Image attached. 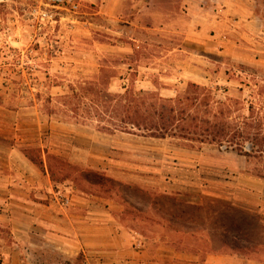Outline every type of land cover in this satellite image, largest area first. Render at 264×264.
Here are the masks:
<instances>
[{
    "label": "rangeland",
    "instance_id": "1",
    "mask_svg": "<svg viewBox=\"0 0 264 264\" xmlns=\"http://www.w3.org/2000/svg\"><path fill=\"white\" fill-rule=\"evenodd\" d=\"M82 2L77 15L50 11L43 16L29 0H0V143L16 144L37 159L43 148L53 151V145L57 154H66L71 141L56 130L57 124L109 143L113 162L98 171L105 181L94 190L109 193L103 196L116 205L124 204L121 195L126 197L121 218L140 217L143 222L129 226L173 231L175 237L162 243L189 256L173 263L264 264L261 161L247 160L225 146L122 136L104 130L115 120L91 112L107 95H122L126 89L166 95L163 99L183 95L192 83L183 80V68L188 63L199 66L195 60L204 54L220 63L210 70L218 72V78L211 86H201L207 89L209 104L218 111L228 107L230 115L221 121L242 132L241 139L234 138L238 143L251 139L247 136L256 133L255 127L264 133V43L257 48L248 44L255 61L237 65L184 43L194 36L182 0H124L110 16L101 13L99 5ZM253 6L264 19V0H254ZM58 157L49 161L57 184L66 178L83 188L84 178L77 175L86 167L83 162L73 171L68 159ZM118 161L136 165L129 175H118ZM145 166L157 167L152 173L161 174H150ZM167 176L175 183L171 198L159 192ZM106 179L125 180L129 189L136 188L113 190ZM138 187L151 193L142 196L135 192ZM155 217L172 224L149 223ZM76 258L57 250L52 241H39L32 247L30 264H86L84 255Z\"/></svg>",
    "mask_w": 264,
    "mask_h": 264
},
{
    "label": "crops",
    "instance_id": "2",
    "mask_svg": "<svg viewBox=\"0 0 264 264\" xmlns=\"http://www.w3.org/2000/svg\"><path fill=\"white\" fill-rule=\"evenodd\" d=\"M84 1L91 6L99 5L101 13L107 16L116 13L124 2ZM253 3L254 0H182V13L189 17L191 34L194 36L187 37L184 43L199 45L207 54L228 57L237 65L252 64L256 56L252 54L253 49L248 44L257 48L264 43V19L255 14ZM198 57L195 62L199 66L188 63L183 68L182 78L200 86H211L212 80L218 78L219 74L210 70L220 66V63L204 54ZM165 93L170 94L169 91ZM55 128L70 138L71 145L66 154H57L56 145H53V151L43 148L39 157L41 168L27 154L20 152L16 144L4 146L0 143V264H30L32 247L39 241H52L53 247L72 257L82 254L86 264H94V261L95 264H175L174 258L189 259L187 254H176L162 243L163 240L175 237L173 231L129 226L128 223L139 225L143 222L140 217L134 221L121 218L119 213L124 212L127 207L125 205H128L125 196L120 197L124 204L116 205L111 197L103 196L105 193L96 192L94 185L88 180L84 179L83 188L75 186L69 180L59 184L54 182L51 179V170L54 169L49 164L53 160L51 157L63 156L72 167L83 162L86 167L82 171L97 174L100 170L106 171L109 162H113L109 143H97L77 134L76 130L67 125L57 124ZM145 139L161 143L169 140ZM204 149L205 147L202 148ZM118 164V175H129L128 170L136 165L119 161ZM145 168H149L150 174H161V170L159 173H152V170H158L157 167ZM183 170L184 168L181 171ZM144 173L146 172H141ZM112 180L120 185L117 189H129L125 180ZM163 185L159 192L165 198L170 197L171 192L175 191L173 179L165 177ZM135 188L133 186L129 190ZM135 192L142 196L151 193L140 187ZM59 196L69 199L67 207H60L57 200ZM157 196L156 193L155 197ZM153 197L152 195V199ZM111 210L119 215H114ZM155 220L149 223H154L155 226L159 222L172 224L167 218L155 217Z\"/></svg>",
    "mask_w": 264,
    "mask_h": 264
},
{
    "label": "trees",
    "instance_id": "3",
    "mask_svg": "<svg viewBox=\"0 0 264 264\" xmlns=\"http://www.w3.org/2000/svg\"><path fill=\"white\" fill-rule=\"evenodd\" d=\"M106 98V102L91 111L98 118L103 119L105 115L108 119L115 120V123H109L110 128H104L105 131L158 140L176 139L200 146H217L220 149L225 146L226 150L231 149L247 160H259L264 166V133L261 128L255 127L256 133L247 136L251 139H243L242 142L238 140V143L234 138L239 136L241 139L242 132H239V129L235 131L230 123L221 121L223 117L230 115L228 107L220 108L219 111L214 110L213 105L209 104L205 87L188 83L184 94L178 95L175 99H163L156 92L132 89H126L122 95H107ZM247 129L252 127L247 126ZM245 135H248L246 131ZM248 142L249 145L246 147L245 144ZM27 156L41 168L42 163L39 159L30 154ZM71 170L77 169L72 167ZM53 175L51 170V179L57 182ZM77 175L92 184L95 183L96 188L105 181L102 175L92 171L81 170L80 173L77 171ZM259 178H264V172ZM106 180L112 184L113 190L120 186L110 179ZM102 193L109 194L106 191ZM81 257L82 254H79L76 259L80 260Z\"/></svg>",
    "mask_w": 264,
    "mask_h": 264
},
{
    "label": "built area",
    "instance_id": "4",
    "mask_svg": "<svg viewBox=\"0 0 264 264\" xmlns=\"http://www.w3.org/2000/svg\"><path fill=\"white\" fill-rule=\"evenodd\" d=\"M35 6V11L43 16L54 11L57 15H77L80 13L83 2L82 0H29ZM60 207H67L69 199L66 197H57Z\"/></svg>",
    "mask_w": 264,
    "mask_h": 264
}]
</instances>
